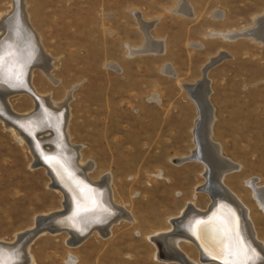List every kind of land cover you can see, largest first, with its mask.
<instances>
[{"label": "rangeland", "instance_id": "1", "mask_svg": "<svg viewBox=\"0 0 264 264\" xmlns=\"http://www.w3.org/2000/svg\"><path fill=\"white\" fill-rule=\"evenodd\" d=\"M177 1L25 0L28 21L41 33L44 51L54 56L52 74L59 81L55 84L36 68L34 86L59 102L76 86L70 103L72 141L83 145L84 161L95 162L93 179L112 174L115 202L135 217L134 222L113 225L111 235L94 233L78 246L66 243V233L41 235L30 246L32 264H68L72 255L77 264H165L155 258L156 246L148 236L169 229L170 218L188 202L206 209L211 200L205 192H196V186L206 181L205 165L198 160L181 164L172 160L188 157L196 144L198 112L180 82L202 78L208 63L202 66L220 49L234 58L207 72L214 87L215 139L223 144L225 155L242 164L241 170L225 176V183L251 209L264 241V212L246 183L258 178V184L264 185V46L251 39L207 38L209 29L253 24L264 12V0H189L195 10L192 18L172 12ZM12 2L0 0V15L12 8ZM130 9L160 19L153 33L164 39L165 53L127 57L124 43L143 41ZM216 10L224 16L213 17ZM196 42L203 47H193ZM109 62L119 63L124 72H115ZM166 62L174 66L177 77L162 72ZM154 92L160 103L149 100ZM9 103L21 113L35 107L27 95H14ZM32 162L28 146L20 144L0 120L2 241H14L34 226L37 216L63 208V194L48 186L46 170L32 169ZM181 245L199 260L195 245Z\"/></svg>", "mask_w": 264, "mask_h": 264}, {"label": "bare ground", "instance_id": "2", "mask_svg": "<svg viewBox=\"0 0 264 264\" xmlns=\"http://www.w3.org/2000/svg\"><path fill=\"white\" fill-rule=\"evenodd\" d=\"M11 6L0 15V50L4 46L0 51V120L20 144L28 146L33 157L31 168H44L51 179L48 186L64 198L61 210L37 216L34 226L19 233L14 241L0 240V264H32L35 259L30 246L41 235L66 233V243L78 246L94 233L105 237L111 235L113 225L122 220L134 222L135 217L115 202L112 174L93 179L91 173L95 162L84 161L83 145L72 141L70 103L76 86L60 102L53 100L51 93L42 94L34 86L36 68L55 84L59 82L52 74L54 57L44 51L39 34L29 23L25 0H13ZM191 12L185 11L193 15ZM210 35L231 41L245 37L264 46V13L250 26L227 32L211 31ZM127 54L130 57L136 54L129 45ZM214 59L204 67L196 91L187 88L198 109L195 148L186 158L172 159L175 164L198 160L205 165L206 181L196 186V192L208 194L210 203L202 209L194 201L188 202L178 216L170 218L169 229L153 233L148 239L156 246L155 258L165 264H264V241L259 237L251 209L225 183V176L240 170L241 166L224 158L212 138L215 116L209 101L211 87L207 72L219 60ZM113 67L121 71L117 66ZM14 95L30 96L35 107L28 112L16 111L9 103ZM246 183L264 212V185L258 184V178ZM70 208L71 213L67 215ZM182 242L197 247L199 260L182 249ZM77 262L75 255L70 256L68 264Z\"/></svg>", "mask_w": 264, "mask_h": 264}, {"label": "crops", "instance_id": "3", "mask_svg": "<svg viewBox=\"0 0 264 264\" xmlns=\"http://www.w3.org/2000/svg\"><path fill=\"white\" fill-rule=\"evenodd\" d=\"M185 1V2H184ZM179 10V11H177ZM192 10V14L193 15H189V14H186L185 11H190ZM130 12L131 14L135 17L136 21H137V24H138V28L139 30L141 31L142 35H143V41L140 43V44H132L130 42H125L124 43V46L126 45H129L131 47V49L133 50L134 53L136 54H133L134 56H128L129 58H132V57H135L136 55H144V54H163L165 53L166 51V44H165V41L162 37H158L156 36L154 33H153V30L157 27L160 19L158 17H155V18H152V19H148L144 16L143 12L138 10V9H130ZM172 12L176 13V14H179V15H183V16H187L189 18H192L195 16V10H194V7L193 5L191 4V2L189 0H178L177 1V4L175 7L172 8ZM222 13V16L220 17L219 15ZM264 13V12H263ZM262 13V14H263ZM260 14V15H262ZM258 15V16H260ZM224 16L223 14V11L221 10H216L214 11L213 13V17L215 18H222ZM257 17V16H256ZM30 18H31V15H30ZM143 19V20H142ZM141 20L143 22V24L145 25H141L140 24V21ZM32 22V20H31ZM33 25V23H32ZM153 25V26H152ZM252 25V24H251ZM146 26V27H145ZM148 27V28H147ZM34 30L41 36L42 38V35L39 31H37L35 29V27L33 26ZM231 29H225V30H222V29H209L208 32H207V38H221L222 40L224 41H231L230 39H225L224 37H212L210 35L211 31H221V32H227V31H230ZM233 30V29H232ZM113 34V33H112ZM244 39H248V38H245L243 37ZM243 38H240V39H243ZM236 40H239V39H236ZM236 40H232V41H236ZM252 40V39H251ZM149 41V42H148ZM145 42V43H144ZM259 44V43H258ZM149 45V46H148ZM192 46L195 47V48H202L203 47V44L202 43H192ZM150 47V48H149ZM153 47V48H152ZM155 48V49H154ZM139 49V51H138ZM158 49V50H157ZM154 50V51H153ZM137 51V52H136ZM51 54V53H50ZM230 54V55H229ZM52 55V54H51ZM126 55V54H125ZM231 56V57H230ZM54 57V56H53ZM214 58H219V60H217V64L221 63L222 61L224 60H227V59H231V58H234V56L232 55V53H230L229 51L225 50V49H220L215 55H211L208 59V61L202 66V68L209 62H212L215 61ZM109 63H112L111 64V67L114 66H117V68H120V72L118 71V69L114 68L112 70H114L115 72L117 73H123L124 72V68L117 62H109ZM116 63V64H114ZM215 65H213L212 67H214ZM211 67V68H212ZM202 68H201V75H202ZM210 68V69H211ZM210 69L208 70V74H209V71ZM162 72L171 76V77H177L178 76V73L177 71L175 70L174 66L170 63V62H166L163 66H162ZM201 77V76H200ZM208 78L210 80V87H211V93L209 95V101L213 107V117H214V121H213V124H212V138L218 143V146H219V150L221 151V155L228 159L229 160L231 159V161L233 162H236L237 164H239L241 167H240V170L242 169V164L240 162H237L235 161L234 159H232L231 157L227 156L224 154V149H223V144L220 142V141H217L215 139V136L217 135V130L215 129V126H216V121H217V115H216V105L215 103L213 102V100L211 99V95L214 93V87H213V80L210 78V76L208 75ZM200 79H196L194 82H191V83H188V82H180V85L186 90L188 96L190 97V99L192 100V102L194 103L195 107H196V115H197V104L195 103L194 99L190 96L189 92H188V87H192L194 90V92L196 91L195 87H198L196 84L197 82L199 81ZM198 89V88H197ZM157 97V98H156ZM153 98L152 100L157 102V103H160L161 102V98L159 96V94L157 92H154L150 97H149V100ZM159 99V100H157ZM157 100V101H156ZM72 117V115H71ZM70 122H71V118H70ZM190 153V152H189ZM188 153V154H189ZM187 155V154H186ZM183 156V155H182Z\"/></svg>", "mask_w": 264, "mask_h": 264}, {"label": "water", "instance_id": "4", "mask_svg": "<svg viewBox=\"0 0 264 264\" xmlns=\"http://www.w3.org/2000/svg\"><path fill=\"white\" fill-rule=\"evenodd\" d=\"M4 47V46H3ZM3 47L1 48V50L0 51H2L3 50ZM15 68V67H14ZM13 72V71H12ZM206 79L208 80V78L206 77ZM34 95V94H33ZM35 96V98H36V100L37 101H39V99H38V97L36 96V95H34ZM32 136V135H31ZM69 213H71V208H70V210L66 213L67 215L69 214ZM4 246H8V244L7 243H2Z\"/></svg>", "mask_w": 264, "mask_h": 264}]
</instances>
